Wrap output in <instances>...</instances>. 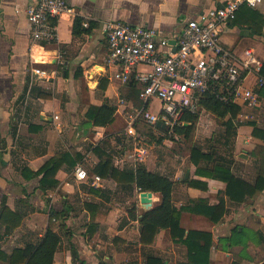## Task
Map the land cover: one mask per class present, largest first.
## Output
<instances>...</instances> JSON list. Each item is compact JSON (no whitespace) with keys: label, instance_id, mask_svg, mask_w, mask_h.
I'll return each instance as SVG.
<instances>
[{"label":"crops","instance_id":"0c3cea01","mask_svg":"<svg viewBox=\"0 0 264 264\" xmlns=\"http://www.w3.org/2000/svg\"><path fill=\"white\" fill-rule=\"evenodd\" d=\"M67 1L75 15L50 20L56 40L35 42L26 18L32 0H0V207L4 203L21 217L15 230L0 226V250L9 255L37 243L50 229L59 238L52 264H148L153 259L157 264H189L186 246L173 241L168 229H158L150 242L140 241V218L159 204L160 195L149 192L146 207L135 184L120 185L94 173L107 156L118 170L135 171L142 165L173 183L179 227L185 235H210L209 264H264V187L255 188L257 178L264 177V140L252 136L254 127L264 130V86L257 108L239 105L227 140L222 124L218 134L210 132L203 117H212L210 112L199 107L196 113L195 138L204 141L195 146L209 151L208 168L220 165L248 186L235 191L226 181L198 174L196 169L206 164H192L189 149L171 148L170 157L149 147L147 136L138 131L140 124L148 125L152 136L169 130L149 123L159 113V100L142 102L135 76L125 83L115 80L113 68L103 61L104 22L149 26L170 38L186 20L225 0ZM250 16L262 21L260 35L245 27ZM75 18L80 23L73 32ZM220 41L241 59L248 53L255 56L261 69L264 0L255 8L240 6L235 20L222 27ZM260 69L247 75L245 88L256 87ZM155 101L159 106L152 114ZM105 105L114 107V120L95 126L89 112ZM135 114L134 129L144 138L139 161L129 158L136 149L125 133L127 116ZM49 162L56 171L52 179L44 177L42 187L43 167ZM77 166L99 176L100 186L79 182Z\"/></svg>","mask_w":264,"mask_h":264},{"label":"built area","instance_id":"2783aa9c","mask_svg":"<svg viewBox=\"0 0 264 264\" xmlns=\"http://www.w3.org/2000/svg\"><path fill=\"white\" fill-rule=\"evenodd\" d=\"M261 1L225 0L186 20L170 38L149 26L106 21L102 29L107 47L103 61L113 68L115 80L125 83L135 76L141 85L138 95L142 102L159 100L158 115L148 119L165 129L172 130L186 113L196 114L201 98L207 95L224 105L257 108L264 80L258 76L253 89L245 88L244 82L250 72L259 71L260 62L249 53L246 59L237 57L222 45L220 36L222 27L236 18L241 5L255 8ZM63 15H75L67 0H32L26 9L32 40L54 42L57 31L50 20ZM136 117L127 116L125 130L136 149L128 155L133 161H139L144 144V138L134 129ZM74 177L95 187L102 182L82 166L75 168Z\"/></svg>","mask_w":264,"mask_h":264},{"label":"trees","instance_id":"16d2710c","mask_svg":"<svg viewBox=\"0 0 264 264\" xmlns=\"http://www.w3.org/2000/svg\"><path fill=\"white\" fill-rule=\"evenodd\" d=\"M241 6L251 9L244 4ZM79 23L80 20L75 18L73 32H76ZM262 24L261 20L259 22H254L253 16H250L248 22L245 23V27L253 34L260 35ZM260 76L264 80V62L260 69ZM200 108L207 110L217 120L221 121V124L227 132L222 138L226 140L229 139L230 137L228 136H230L231 132L234 130V119L239 112V106L234 104L224 105L212 96L207 95L201 98ZM114 110L113 106L105 105L97 108L93 113L89 112V116L93 118V124L95 126L104 127L113 122ZM196 120L197 114H184L179 123L174 125L173 133L189 138ZM252 136L264 140V130L261 131L254 127ZM209 148L210 145L208 144L207 149ZM189 152L192 164L196 166L200 161L206 164L205 168L199 167L196 169L198 174L208 178L226 181L229 190L234 189L235 191H241L243 186L248 188V186L239 182L227 169L220 165H215L211 169L208 168L211 158L208 150L203 152L199 146L190 145ZM52 163L49 162L43 167L44 175L41 178L42 187L45 185L44 177L52 179L50 177H53L56 171V169L52 167ZM94 173L103 178H111L120 185L133 183L139 192H154L160 195L159 204L151 210L144 212L140 218V241L142 243L152 241L158 229H168L173 241L186 246L189 264H209L210 235L195 231H188L185 235L184 230L179 227V211L173 206L171 200L173 183L167 177L151 173L142 165H138L135 171L118 170L112 166L110 158L107 156L106 160L94 169ZM256 183H258V186H255V188L262 189L264 187V177L257 178ZM249 192V195L253 193L251 189ZM20 223L21 217L17 213L11 211L4 203L1 204L0 226L5 227L6 230L12 231L19 227ZM58 241V236L52 230L47 229L43 237L35 244H28L24 248L13 249L9 255L0 250V261L6 264H52ZM200 241H203V244H201ZM157 262H159L157 259H153L151 261L149 260L148 264H157ZM81 264L84 263L82 262Z\"/></svg>","mask_w":264,"mask_h":264},{"label":"rangeland","instance_id":"374dc122","mask_svg":"<svg viewBox=\"0 0 264 264\" xmlns=\"http://www.w3.org/2000/svg\"><path fill=\"white\" fill-rule=\"evenodd\" d=\"M158 106H159L158 102L155 101L153 103L152 108H151V113L152 114L156 113V110H157ZM203 117L206 118V120L204 122H206L211 127L210 128V132L212 134H218L217 131H219L221 129V127H220L221 121L217 120L213 116L212 117L203 116ZM208 118H210L211 120H209ZM138 131L140 133H142L143 135L145 134L147 136V140L149 142L148 143L149 147L154 145L155 147L153 148V150H155L156 152H158L162 156L167 155V156L172 157L173 153L171 154V152L173 150L171 148L182 149L183 152H184V150H188L189 149L190 145H195L196 143L204 141V140H200L198 138H195L196 137L195 130L191 131V134H190L189 138H185L183 135L174 134L173 133V128H172V131L165 130L164 132H159L157 136H154V135L152 136V134H150L151 133V129H149L148 125H145V124H140L138 126ZM148 133H149V135H148ZM207 138L208 137H206V140H212L211 138L210 139H207ZM163 140L168 141V142L165 143V144H168V145H164L162 143ZM166 146H170V147L168 148ZM5 248L9 250L11 247L9 246V247H5Z\"/></svg>","mask_w":264,"mask_h":264},{"label":"bare ground","instance_id":"6f19581e","mask_svg":"<svg viewBox=\"0 0 264 264\" xmlns=\"http://www.w3.org/2000/svg\"><path fill=\"white\" fill-rule=\"evenodd\" d=\"M140 202H141V199H142V201L143 202H141L142 204H145V205H148V206H146V207H149V201H150V196L148 197V196H146V195H140Z\"/></svg>","mask_w":264,"mask_h":264},{"label":"water","instance_id":"95a60500","mask_svg":"<svg viewBox=\"0 0 264 264\" xmlns=\"http://www.w3.org/2000/svg\"><path fill=\"white\" fill-rule=\"evenodd\" d=\"M170 43L173 44L174 42L171 41ZM140 195H146V196L149 197L150 196V193L149 192H141ZM141 202H143L142 199H141Z\"/></svg>","mask_w":264,"mask_h":264}]
</instances>
